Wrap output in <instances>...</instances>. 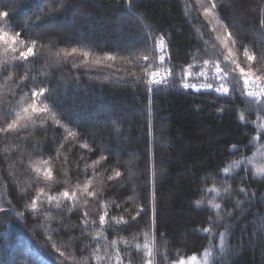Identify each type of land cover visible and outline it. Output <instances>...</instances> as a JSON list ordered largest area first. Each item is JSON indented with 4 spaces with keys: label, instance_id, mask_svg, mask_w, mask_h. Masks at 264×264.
<instances>
[{
    "label": "trees",
    "instance_id": "16d2710c",
    "mask_svg": "<svg viewBox=\"0 0 264 264\" xmlns=\"http://www.w3.org/2000/svg\"><path fill=\"white\" fill-rule=\"evenodd\" d=\"M0 12V264H264V0Z\"/></svg>",
    "mask_w": 264,
    "mask_h": 264
},
{
    "label": "snow or ice",
    "instance_id": "6c2138e0",
    "mask_svg": "<svg viewBox=\"0 0 264 264\" xmlns=\"http://www.w3.org/2000/svg\"><path fill=\"white\" fill-rule=\"evenodd\" d=\"M206 11V14H207V9L205 10ZM8 14L6 13V12H0V17H6ZM160 46L162 47L163 46V41H161L160 42ZM32 48H28L27 49V52H21V55L22 56H24V57H27V55H29V54H31L32 53ZM76 50L75 49H73V52H75ZM84 55L85 56H87V53H84ZM246 55H247V53H246ZM248 58V60L249 61H251L252 59H253V57L252 56H248L247 57ZM108 59H112V57H108ZM145 59H147V57H145ZM161 59L163 60V57H161ZM205 64H207V61H205ZM237 67H239V65H237ZM228 71V69H221V67L220 66H217V68H216V75H217V79H222V76H223V74H226V72ZM240 72H241V75L244 77V84H245V86L247 87V85L249 84V83H255V81H251L250 79H249V77H250V75H251V72L250 71H248V72H246L243 68H240ZM185 78H187V72H185ZM256 79L257 80H260V79H262L261 77H259V76H257L256 77ZM155 83H159V81H154ZM183 87L185 88V89H188L189 87H191V88H193V89H195V90H199L197 87H196V85H189V84H187V83H185L184 85H183ZM205 87H208V88H212L213 86L211 85V84H208V85H205ZM217 92H219V93H222V94H227L228 93V88L226 87V86H224V84H222L221 83V85L218 87V88H216L215 89ZM43 95L44 94V89H40V91H39V93H36V92H34L33 93V97H35L36 95ZM247 95L248 96H250V97H253V98H258V97H262V96H264V93H260V92H254V91H248L247 92ZM260 102L262 103V104H264V99H261L260 100ZM32 110L34 111L35 110V104H33L32 106ZM25 111H28V109H25ZM14 127V124H9L8 125V128L9 129H11V128H13ZM262 127H264V125H262ZM74 135V134H73ZM117 175H119V173H117ZM242 191H243V189H242ZM64 196L65 197H68L69 196V193H67V192H65L64 193ZM35 203V202H34ZM216 207L217 208H219L220 207V205L219 204H217L216 205ZM100 221H101V224H103V222H104V217L102 216L101 218H100ZM208 230L207 229H205V232H207Z\"/></svg>",
    "mask_w": 264,
    "mask_h": 264
},
{
    "label": "rangeland",
    "instance_id": "374dc122",
    "mask_svg": "<svg viewBox=\"0 0 264 264\" xmlns=\"http://www.w3.org/2000/svg\"><path fill=\"white\" fill-rule=\"evenodd\" d=\"M156 73H159L162 76H164L163 73L160 71H156L153 74H156ZM239 75L241 76L242 80L244 81V77L241 75V72H239ZM199 78H204L206 81H208L209 84L215 83L214 85L219 87L222 83V80L226 79V74H223L222 79H217L216 70L211 71L210 73H208V75H204V73H201L200 77H198V76L192 77L191 72L187 71V78H185V80L188 81V80L194 79L196 81H199ZM249 79L251 81H255V83L254 84L249 83L247 85V87L244 84V86L247 88L248 91L264 93V80H257L255 77H252L251 75H250ZM194 85H196V87H199L202 89L205 87V85H208V84H206L205 82H199V83H196Z\"/></svg>",
    "mask_w": 264,
    "mask_h": 264
},
{
    "label": "built area",
    "instance_id": "2783aa9c",
    "mask_svg": "<svg viewBox=\"0 0 264 264\" xmlns=\"http://www.w3.org/2000/svg\"><path fill=\"white\" fill-rule=\"evenodd\" d=\"M162 50H163V46L161 47L160 46V43L157 45V51H158V53L160 54L161 52H162ZM154 81H159V83H155ZM150 82H151V84L152 85H154V86H158V85H160L162 82H163V77H162V75L161 74H159V73H156V74H151L150 75ZM197 88H199V87H197ZM201 89V88H200Z\"/></svg>",
    "mask_w": 264,
    "mask_h": 264
}]
</instances>
